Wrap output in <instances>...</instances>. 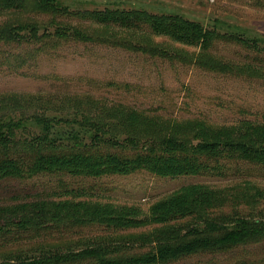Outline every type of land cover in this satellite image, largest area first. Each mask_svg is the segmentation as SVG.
I'll return each instance as SVG.
<instances>
[{
	"label": "rangeland",
	"instance_id": "rangeland-1",
	"mask_svg": "<svg viewBox=\"0 0 264 264\" xmlns=\"http://www.w3.org/2000/svg\"><path fill=\"white\" fill-rule=\"evenodd\" d=\"M63 3L71 14L68 17L16 12L0 15V27L6 23L36 22L37 26L46 27L51 36L40 43H0V97H16L0 105V121L13 130L16 144L10 155L15 158L24 159L38 151L29 145L32 134L45 139L43 145L64 149L90 143L89 136L98 128V151H116L109 143L114 138L124 140L115 135L118 118L107 120L104 116L98 123L96 116L87 112L94 103L156 118V124L166 126L165 136L186 142H190L192 126L197 123L229 128L240 121L260 122L264 117V0ZM115 7L157 15L178 14L215 31L218 37L206 53L165 37H149L148 47L168 50V57H163L136 49L142 46L139 34L130 40L122 38L124 46L117 47H109L97 37L83 42L71 36L62 40L53 35L54 21L67 31L77 29L86 35L99 31L92 21L73 15ZM39 30L41 36L43 29ZM210 64L216 68L212 70ZM12 103L16 106L7 107ZM86 131L90 132L85 134ZM154 135L149 139H156ZM124 145L129 146L128 142ZM116 152L129 154L127 150ZM187 185H204L217 193L218 201L207 219L221 225L222 232L207 233L204 219L198 217L168 226L150 225L121 232L89 223L44 231L54 229L56 224L40 222L33 227L27 222L33 218V207L62 201L63 193L71 190L85 193L84 201L118 209L133 208L145 218L152 208ZM256 195L260 196L257 200ZM230 232L241 234L240 239H225ZM202 242L209 246L163 264H264L263 169L234 160L221 173L175 180L137 170L96 180L39 175L0 181V264L19 255L36 257L55 249L71 254L70 260L62 264H106L135 259L158 247L184 243L199 246Z\"/></svg>",
	"mask_w": 264,
	"mask_h": 264
},
{
	"label": "trees",
	"instance_id": "trees-1",
	"mask_svg": "<svg viewBox=\"0 0 264 264\" xmlns=\"http://www.w3.org/2000/svg\"><path fill=\"white\" fill-rule=\"evenodd\" d=\"M6 12L53 17L71 15L63 0H0V15ZM73 16L92 21L100 30L86 35L77 29L67 31L64 27L56 26L57 22L54 21L51 23L52 27H55L53 35L62 40L71 36L83 42H90L97 37L103 44L117 47L119 44L122 45V38L129 37L130 40L139 34L141 36L138 37V41L142 46L136 49L150 56L168 57L170 54L167 49L148 47L149 37L152 36L165 37L187 47H199L200 53H206L211 42L218 37L215 31L206 30L200 24L191 23L178 14L157 15L144 10L115 7ZM40 28L43 29L41 36ZM47 34V28L37 26L36 22L25 24L14 22L12 25L6 23L0 27V43L21 44L26 41L40 43L47 38L51 39ZM124 39L122 46L125 43ZM209 68L214 70L216 65L210 64ZM14 100L16 97L8 100L0 97V105ZM9 106L16 105L12 103L7 105ZM87 112L96 116L98 123L104 116L107 120L118 118L115 135L123 136L124 140L122 142L114 138L109 145L113 150H127L129 154H118L116 151L110 153L105 149L98 151L101 146L98 128L89 136L90 143L64 149L61 147L54 149V145L51 146L49 143L43 145L45 139L32 134L28 138L29 145L38 148V151L31 152L27 158L23 157L24 159L15 158L10 155L16 144L13 130L8 128L7 123L0 121V181L25 180L39 175H62L96 180L109 175L123 176L137 170L148 171L161 179L175 180L221 173L234 160H241L264 170V117L260 122L240 121L229 128H216L197 123L192 126L190 142H186L176 137L165 136L163 131L166 126L162 123L156 124V118L107 109L104 104L97 103L91 105ZM89 132L86 131L85 134ZM150 135H154L156 139H149ZM124 142H128L129 146H125ZM63 195L65 199L62 201L42 203L39 207H33L30 214L33 218L29 217L27 222L33 227L38 226L40 222L53 226L56 224L54 229L44 231H53L56 228L66 230L69 226L89 223L121 232L150 225L168 226L174 222L198 217L204 219V230L207 233L223 231L221 225L207 219L218 201V196L215 191L204 185H187L180 188L167 200L152 208L145 218H141L140 213L133 208L118 209L84 201L83 192L76 193L71 190L65 191ZM258 197L260 196L256 195L254 199L257 200ZM251 232L254 234V231ZM240 237L241 234L230 232L226 234L225 239L235 240ZM208 246V243L204 242L199 246L197 243L163 246L158 247L153 253L135 259L106 264H163ZM70 258L71 254L68 251L55 249L36 257L19 255L1 264H62Z\"/></svg>",
	"mask_w": 264,
	"mask_h": 264
}]
</instances>
